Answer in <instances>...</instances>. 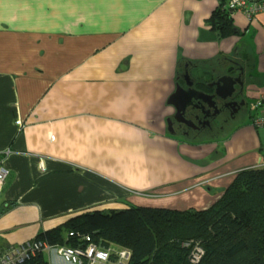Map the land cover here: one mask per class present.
Returning a JSON list of instances; mask_svg holds the SVG:
<instances>
[{
	"label": "crops",
	"instance_id": "0c3cea01",
	"mask_svg": "<svg viewBox=\"0 0 264 264\" xmlns=\"http://www.w3.org/2000/svg\"><path fill=\"white\" fill-rule=\"evenodd\" d=\"M217 4L0 0V247L94 206L203 209L236 171L264 167L246 106L214 139L168 130V98L188 78L223 88L238 66L246 105L264 91V12L231 13L236 31L219 37Z\"/></svg>",
	"mask_w": 264,
	"mask_h": 264
},
{
	"label": "trees",
	"instance_id": "16d2710c",
	"mask_svg": "<svg viewBox=\"0 0 264 264\" xmlns=\"http://www.w3.org/2000/svg\"><path fill=\"white\" fill-rule=\"evenodd\" d=\"M208 24L219 37L236 29L225 0ZM71 234V235H70ZM127 248L128 264H264V167L235 172L220 197L203 209L129 204L94 206L36 236L50 244ZM201 250L196 262L192 255ZM48 264L39 253L29 264ZM28 264V263H27Z\"/></svg>",
	"mask_w": 264,
	"mask_h": 264
},
{
	"label": "built area",
	"instance_id": "2783aa9c",
	"mask_svg": "<svg viewBox=\"0 0 264 264\" xmlns=\"http://www.w3.org/2000/svg\"><path fill=\"white\" fill-rule=\"evenodd\" d=\"M225 7L232 12L243 14L248 20L257 14L264 12V0H225ZM250 109L254 111L251 124L256 128H264V91L257 94L255 100L250 104ZM7 169L0 165V192L7 176ZM71 235V234H70ZM83 246L49 245L46 241L33 238L16 245L0 247V264H29L42 250L54 251L55 254L67 264H128L130 260V250L127 248L99 247L84 237ZM197 248L192 255V261L198 260ZM36 264V263H34Z\"/></svg>",
	"mask_w": 264,
	"mask_h": 264
},
{
	"label": "flooded vegetation",
	"instance_id": "af4514ba",
	"mask_svg": "<svg viewBox=\"0 0 264 264\" xmlns=\"http://www.w3.org/2000/svg\"><path fill=\"white\" fill-rule=\"evenodd\" d=\"M235 71L228 70L225 73L226 76H233L236 84L239 81H243L241 68L236 66ZM240 69V70H239ZM224 75V74H223ZM241 78H240V77ZM215 78L214 80H217ZM190 87L200 90L195 80L187 79ZM204 86L203 91H210L214 93L217 91L219 96H214V107L211 108H200L194 107L193 105L188 106L183 114L182 119L175 120L171 119V130L173 133L191 138L206 137L214 139L223 135L230 128V124L234 121L235 116L245 110L244 100V88L235 86V90L229 97L221 98V95L225 94L224 88H218L215 85ZM200 106V105H198Z\"/></svg>",
	"mask_w": 264,
	"mask_h": 264
},
{
	"label": "water",
	"instance_id": "95a60500",
	"mask_svg": "<svg viewBox=\"0 0 264 264\" xmlns=\"http://www.w3.org/2000/svg\"><path fill=\"white\" fill-rule=\"evenodd\" d=\"M218 81L223 82L222 87L226 91L225 94L221 95V98H225L226 96L232 94L235 90V86H240L243 88V81L240 80L239 83L236 84L233 76H224ZM209 85H213V82H211ZM188 86V88L184 89L177 85L175 91L168 98V102L175 108L173 115L175 120H178L179 118L182 119V114L188 106L193 105L194 107L200 108L207 107L208 109L214 107V96H219L217 91L214 93H207L202 90L191 88L189 84ZM166 122L169 132L173 133L171 130V119L168 118Z\"/></svg>",
	"mask_w": 264,
	"mask_h": 264
},
{
	"label": "bare ground",
	"instance_id": "6f19581e",
	"mask_svg": "<svg viewBox=\"0 0 264 264\" xmlns=\"http://www.w3.org/2000/svg\"><path fill=\"white\" fill-rule=\"evenodd\" d=\"M263 92V91H262ZM261 93V92H260ZM256 98V97H255ZM255 100V99H254ZM253 100V101H254ZM252 101V102H253ZM252 102H250V103H247V105H246V108H247V111L249 112V114H250V123H251V118H252V116H253V114H254V111H252L251 109H250V104L252 103ZM252 125V124H251ZM256 128V127H255ZM258 129V128H257ZM36 238V237H35ZM38 239V238H37ZM40 240H42V239H40ZM42 241H44V240H42ZM47 242V241H46ZM48 243V242H47ZM49 245H57V244H50V243H48ZM43 251H46V250H42V251H40V252H38L37 253V255L39 254V253H43ZM36 255V256H37ZM36 256H34V257H36ZM34 257H32V258H34Z\"/></svg>",
	"mask_w": 264,
	"mask_h": 264
}]
</instances>
